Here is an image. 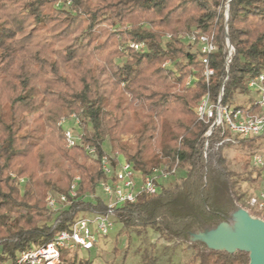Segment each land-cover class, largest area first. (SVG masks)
I'll return each instance as SVG.
<instances>
[{
	"label": "trees",
	"instance_id": "16d2710c",
	"mask_svg": "<svg viewBox=\"0 0 264 264\" xmlns=\"http://www.w3.org/2000/svg\"><path fill=\"white\" fill-rule=\"evenodd\" d=\"M66 2H71L68 9L56 7ZM221 5L222 0H0L1 262L49 243L82 216L107 212L102 198L86 199L104 178L99 164L87 165L81 149H68L57 127L73 113L81 118L82 141L100 157L108 153L107 140L109 154L144 176L160 167L185 172L180 184H162L157 194L141 195L114 210L127 232L153 229L165 241L188 242L190 232L216 226L238 208L240 197L224 166L223 147L217 145L219 132L205 151L209 126L193 108L206 94L217 102L223 93L222 105H231L237 93L248 92L250 79L264 73V0L230 2L228 37L234 54L228 72ZM191 32L215 36L218 52L210 59L209 83L199 57L178 39ZM166 33L172 41L165 50ZM129 41L145 43L147 51L120 49ZM168 60L175 72L164 67ZM192 75L195 87L186 88ZM247 106L252 114L259 111L252 99ZM128 135L133 143L123 141ZM261 138L237 145L253 149ZM12 174L27 181L21 186ZM77 176L78 199L49 217L48 191L67 194ZM191 247L190 264L250 262L246 253L209 251L202 243ZM70 254L62 253L65 264H91L77 262V252ZM144 264H154V258Z\"/></svg>",
	"mask_w": 264,
	"mask_h": 264
},
{
	"label": "built area",
	"instance_id": "2783aa9c",
	"mask_svg": "<svg viewBox=\"0 0 264 264\" xmlns=\"http://www.w3.org/2000/svg\"><path fill=\"white\" fill-rule=\"evenodd\" d=\"M227 0L224 8L225 28V66L226 71L232 61L234 48L228 37V21L230 2ZM69 8L71 2L58 3L57 8ZM171 41L172 36L166 35ZM178 39L187 42L195 48L196 54L204 66L203 76L207 83L214 74L210 67L211 56L218 52L214 35H204L199 32L181 34ZM120 49L134 50L136 52L147 51L145 43L125 42ZM196 82L195 77L190 78L188 85ZM248 92L254 105L258 107L257 113H250L251 106L245 110L237 106L222 105L223 93L217 102L206 94L195 109L198 120L209 126L206 133L205 151L208 148L209 139L219 132L218 147L237 145L240 140H249L264 137V73L250 79L247 84ZM62 130L66 147L68 149L79 148L93 162L99 164L104 178L99 182L98 188L108 200L107 212L105 214H89L80 217L71 226L70 230L59 233L52 241L45 245L31 247L18 252L15 258L1 262L0 264H64L62 253L64 251L85 250L95 248L98 240L106 238L114 230L116 220L114 210L126 203H134L141 195H154L160 191V186L165 180L174 176L177 167L169 171L165 167L154 169L150 175L144 176L135 170L132 164L113 154L99 156L96 149L82 141L81 118L79 114L73 113L62 117L58 122ZM252 165L256 168L264 167V154H255ZM24 180H21L23 183ZM81 183L79 176L75 177L67 194L49 195L46 199L47 208L56 214L60 210L68 208L78 199V190ZM248 211L264 214V190L259 191L247 201Z\"/></svg>",
	"mask_w": 264,
	"mask_h": 264
},
{
	"label": "rangeland",
	"instance_id": "374dc122",
	"mask_svg": "<svg viewBox=\"0 0 264 264\" xmlns=\"http://www.w3.org/2000/svg\"><path fill=\"white\" fill-rule=\"evenodd\" d=\"M226 2L227 0H222V5L218 8V14H221L223 18ZM80 34L81 32L79 31L73 35L68 42L61 43L60 45L64 46L65 44H69L74 38L80 36ZM168 34L169 33L163 35L161 42V47L165 50L168 49L172 41L166 39V35ZM180 42L185 46L188 52L191 54H196L195 48L190 46L187 42ZM117 62L120 64L122 61L118 59ZM164 67L171 69L174 72L176 70L172 61L170 60L165 62ZM194 77L195 76L192 75L186 80V88L195 87L194 84L188 85L189 79ZM124 86L125 84L121 85L122 88H124ZM126 96L129 100L132 99L130 94L126 93ZM250 100L251 97L249 92L237 93L232 105L237 107L247 106ZM196 107L197 105L193 108L194 113ZM39 114L30 116L28 118L29 122L31 123L36 117L39 116ZM57 127L59 128L58 124ZM60 131L62 132V130ZM133 139L134 138L131 135L123 137V141L130 143H133ZM103 147L106 152L111 153V146L107 140L104 142ZM255 154H264V138H261L256 143V147L253 149L244 148L239 145H231L223 147L222 150L224 166L230 173L232 182H234L235 185V191L240 197L238 205L242 207H247V201L259 191L264 190V167L256 168L252 165V158ZM85 163L87 165L93 164L88 158ZM11 176L12 179L17 178V182L21 184V186H23L25 181H27L26 178H18L15 174H12ZM184 177L185 172L177 169V172L174 176L163 182V187H174L180 184ZM21 180H24V182L21 183ZM21 191L24 192V189ZM58 194L59 193L57 191H48L46 199L49 195L57 196ZM86 196L87 200H96L98 197H100L106 203L108 202L98 187L94 194H87ZM45 203L47 214L49 217H51L53 214L47 208L46 201ZM260 215L261 217H264L263 213H260ZM191 245L192 243L190 241H165L163 238H160L159 234H157L153 229H131L127 232L123 226L117 222L114 230L109 234V236L98 240L94 249L90 251L75 250L72 251L70 254L71 256L68 257L72 258L74 252H77V262L79 260H89L91 264H144V259L148 257L152 259L154 258V264H190L194 256Z\"/></svg>",
	"mask_w": 264,
	"mask_h": 264
},
{
	"label": "water",
	"instance_id": "95a60500",
	"mask_svg": "<svg viewBox=\"0 0 264 264\" xmlns=\"http://www.w3.org/2000/svg\"><path fill=\"white\" fill-rule=\"evenodd\" d=\"M192 244L202 243L207 250L249 256V264H264V219L255 217L242 206L219 222L189 233Z\"/></svg>",
	"mask_w": 264,
	"mask_h": 264
}]
</instances>
